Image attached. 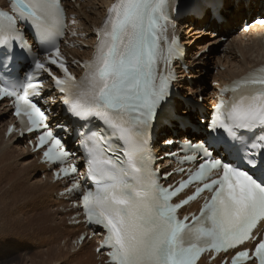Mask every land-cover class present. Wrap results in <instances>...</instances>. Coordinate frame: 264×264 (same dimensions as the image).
<instances>
[{
	"label": "snow or ice",
	"instance_id": "6c2138e0",
	"mask_svg": "<svg viewBox=\"0 0 264 264\" xmlns=\"http://www.w3.org/2000/svg\"><path fill=\"white\" fill-rule=\"evenodd\" d=\"M11 6V13L0 11V98L15 100L22 131L43 129L38 139L40 147L48 146L46 160L67 159L69 151L34 100L42 88V82L32 83L36 73L27 72L24 84L4 81L21 58L32 55L18 40L19 24H27L44 46L47 64L63 73L53 78L66 112L79 123L74 131L87 168L85 182H91L88 188L74 182L71 190L79 191L78 206L87 222L106 232L103 247L111 264H197L205 251L229 250H234L231 264H264V237H254L264 222V67L237 81L232 99H222L206 121L191 98L173 92L174 75L159 71L161 61L167 65L180 51L178 38L169 41L166 35L174 19L210 15L219 27H228L257 6L264 16V0H115L80 79L60 52L67 28L61 0H11ZM34 61L30 67L52 75L46 63ZM162 113L170 125L199 129L197 141L190 139L184 147L202 157L187 180L168 187L159 183L149 150ZM61 172L74 176L78 169L61 167L57 178ZM193 183L198 186L192 195L171 202ZM205 192L199 214L180 218L178 210ZM253 240V248L244 247Z\"/></svg>",
	"mask_w": 264,
	"mask_h": 264
},
{
	"label": "bare ground",
	"instance_id": "6f19581e",
	"mask_svg": "<svg viewBox=\"0 0 264 264\" xmlns=\"http://www.w3.org/2000/svg\"><path fill=\"white\" fill-rule=\"evenodd\" d=\"M6 1L7 0H0V4L6 5ZM114 2L115 0H76V4L69 1L66 2L68 13L72 15V19L74 21L71 29L77 35V37L70 38V42L73 44V47L69 48V52L72 55L81 60L90 59L93 56L98 39L96 32L105 20L107 9ZM257 14H260L259 6H257L254 11L250 10L246 14L237 16L234 23L228 27H219L210 15L205 16L203 20L185 18L177 23V30L181 35L183 43L187 46L186 65L189 67L188 72L181 70L178 67L179 81L177 82V85L184 98L188 97V95L192 96V98L205 95V92L209 89V87L202 85L203 83L201 80L203 75L207 73V67L210 65H212L213 69L216 71L213 75V81L223 84L230 82L235 77L245 74L249 68L264 61V47L261 44V33L264 30V27L251 29L245 35L239 33V28L241 27L242 22L245 19L250 22ZM224 36L227 37L225 41L222 40ZM74 70L77 73H81V68L78 64H75ZM216 89L217 86L215 85L210 87L209 96L204 98L205 104L203 107L207 106ZM53 95H55V93L47 92L43 102L46 106H50L52 109L56 108L57 110H60L59 96L54 102H50L49 100V98H52ZM1 108L0 116L2 118L8 117L2 121L0 120V174L6 178H11V167L13 164H11L10 161L13 158L11 151H16L19 154L18 158L20 164L23 165V172H27L29 177L33 179V184L28 187V190H30L32 192V196H35L37 199L38 207H41L42 209L45 208L42 205L47 204L52 208H56L55 216L59 219L67 216L66 225L69 223L70 226L62 228V232H59V236H61V238L58 242L59 244L63 241L64 248L68 251V255H66L65 259L66 263L75 261V264H98L95 254V249L98 245L94 239L85 240L78 251H73L74 248L72 247L71 242L87 228L83 223L72 225L73 222H77L79 220L71 219V217L78 211L69 208L71 201L68 199L70 197L69 195H59L60 190L64 189V187L58 183L53 184L50 178L44 179L42 177H36L39 172L48 175L46 166L38 163V157L31 154L27 148L24 147L21 141L18 140L13 142L11 140L6 141L4 139V131L8 120L10 119V114L7 111L6 106ZM193 109L198 113L196 107ZM156 136L158 141L164 138L162 142L167 139L170 140L171 138L178 139L181 136L184 138H188V136L195 138V135L189 133L188 130H180L176 127L169 128L168 126L163 125L161 121L159 122ZM162 142H158V149L160 148V144ZM18 178L19 177L16 176L13 179ZM0 203L2 204L0 205L5 208L3 201H0ZM6 205L8 208L9 205ZM11 224L13 226L19 225H15L13 223ZM6 240H8L6 245L4 243L3 249L0 250V260L14 256L13 260L18 261L20 257L18 256V249L12 247L15 245L11 244L9 239ZM1 241L3 242L2 239ZM62 252L63 248H59L58 255H63ZM60 263L61 261L56 259L52 264ZM199 264H206V262L202 260Z\"/></svg>",
	"mask_w": 264,
	"mask_h": 264
},
{
	"label": "rangeland",
	"instance_id": "374dc122",
	"mask_svg": "<svg viewBox=\"0 0 264 264\" xmlns=\"http://www.w3.org/2000/svg\"><path fill=\"white\" fill-rule=\"evenodd\" d=\"M224 38L227 39L226 36ZM215 72L212 65L207 67V73L203 75L201 80L202 85L212 87ZM6 118L0 116L1 121ZM11 155L13 157L10 160L11 164L13 163L11 171L14 174L11 173L10 179L0 174V201H3L5 207L3 208L0 203V250L3 249L4 243L6 245L8 241L6 239H9L10 243L15 245L12 247L18 249L20 260H13V256L0 260V264H52L56 259L61 261L60 264H75V261L66 263L68 251L64 248L63 241L58 244L61 238L59 232L61 233L62 228L70 225H66L65 218L59 219L55 216V207L52 208L47 204L42 205L45 208L38 207L37 199L28 190V187L33 184V179L29 177L27 172H23V165L20 164L18 158L19 154L16 151H11ZM16 176L19 178L13 179ZM36 177H42L41 172ZM6 204L9 205L8 208ZM11 223L19 225L13 226ZM59 248H63V255H58Z\"/></svg>",
	"mask_w": 264,
	"mask_h": 264
}]
</instances>
